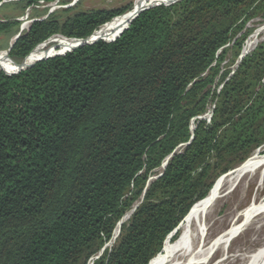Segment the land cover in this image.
<instances>
[{
	"label": "trees",
	"instance_id": "obj_1",
	"mask_svg": "<svg viewBox=\"0 0 264 264\" xmlns=\"http://www.w3.org/2000/svg\"><path fill=\"white\" fill-rule=\"evenodd\" d=\"M5 1L25 12L57 0ZM131 8L34 21L9 59L21 65L55 36L86 40ZM258 19L264 0H168L112 39L18 74L3 67L0 264H89L100 253L93 264H151L174 244L215 181L264 145V42L222 73L226 47L240 35L233 66ZM0 34L15 37L19 23ZM210 103L211 122L196 120Z\"/></svg>",
	"mask_w": 264,
	"mask_h": 264
},
{
	"label": "bare ground",
	"instance_id": "obj_2",
	"mask_svg": "<svg viewBox=\"0 0 264 264\" xmlns=\"http://www.w3.org/2000/svg\"><path fill=\"white\" fill-rule=\"evenodd\" d=\"M166 1L167 0H136L130 12L103 26L94 34L91 38V42H95L98 39L106 40L103 39L105 37L107 39L116 37L126 29L142 10L153 5L162 4ZM29 28L30 24L27 25L26 29ZM263 39L264 25L252 35L251 39L246 44L242 53L243 58L252 53ZM62 40L64 41L62 50H59L57 53L48 54L54 56L64 55L70 47L76 46L79 43L78 41H71L65 38ZM13 42L14 41H12V43ZM42 46L36 50L40 51ZM48 54L37 55L35 53L33 57L31 55L32 59L30 57L27 65L37 63L44 58L42 56ZM8 56V52H6L5 56L2 52L0 53V66L3 65L2 67L9 71H17L18 68L15 69L13 67L14 65L9 61L10 59ZM15 66L17 65L15 64ZM191 130L194 132L195 123L192 124ZM262 170L264 171V156L260 158V156L254 155L246 164L244 163L239 169L227 175L221 181L219 180L220 182L213 192L205 201L200 202L194 209L190 221L184 227V235L182 238L178 240L175 246L169 245V248L166 249L161 256L159 255L153 260L151 264H264V244L259 251L251 249L260 243H264V202H258L257 198L252 207L238 214V216L235 217V209H230L221 219L215 220V214L217 212L216 202H218L219 199H226L230 195L235 194L240 188L244 191L248 190L255 174ZM243 180H247V184L244 187H242L244 183H241ZM227 192H229V194ZM260 192L261 190L259 189V194ZM223 193H225V195H223ZM226 193L228 195H226ZM131 216L132 212H129L118 224L111 245L116 242L121 232L122 225L126 223ZM212 220L214 223L210 224ZM242 222L243 224L240 225ZM225 225L230 226L229 231L219 239L211 241V236L215 231V227L220 228L222 226L225 227ZM249 232H251L252 237L250 236V240H243V243L237 250L226 249L228 243H232L238 238L243 239L244 233ZM189 237H192V242L189 241ZM220 253H223V257L219 262L215 263V259Z\"/></svg>",
	"mask_w": 264,
	"mask_h": 264
},
{
	"label": "rangeland",
	"instance_id": "obj_3",
	"mask_svg": "<svg viewBox=\"0 0 264 264\" xmlns=\"http://www.w3.org/2000/svg\"><path fill=\"white\" fill-rule=\"evenodd\" d=\"M14 1H19V0L8 1L7 3L14 2ZM135 1L136 0H57L53 4H45L44 2H39L35 6L27 9L25 12H22L16 6H12V5L6 4L5 6L0 8V24L1 23H5L7 21H16V22L19 23V33L20 32H27L29 30V29H26L28 24H30V26H31V24L34 21L45 20L49 16H52V17H54V18H56V19H58L60 21H65L66 19H68L69 17H71L72 15H74L77 12H91V11H96V10H115V9H120V8H123V7H128L129 5H132V8H131V10H132L133 7H134ZM162 4H160V5H162ZM160 5H158V6H160ZM45 11H47V13L45 15H43V16H34V15H36V13L42 14V13H45ZM34 17H36V18H34ZM262 25H264V24L261 23L260 19L255 20V21L251 22L250 24H248L247 29H254V32L250 36L252 37V35L258 29H260L262 27ZM250 36L247 38V40L251 39ZM239 37H240V35L238 37H236V39H238ZM12 39L13 38H10L8 36V34H0V53L2 52L4 56H5L6 52H7V49H5L3 47H6V46L10 47ZM62 39L63 38H61V36H56L55 38L52 39V42L49 45H43L42 49H40V51H37L36 54L37 55H42V54H48V53L53 54V53L59 52V47H62V48L64 47V45H63L64 41ZM235 40H233L226 47L227 50H229V52L227 53V56H226V62L223 64L224 68H223L222 73L228 69V70H231V75H233L235 73V71L237 70V68L239 67V63H240L239 61L236 62L235 65L229 66L231 61H232V59H233V56H234L232 49H233ZM247 40L245 42L244 48H245L246 44L249 41V40L248 41ZM261 41L264 42V39L261 40ZM242 53H243V51H242ZM7 60H9V59H7ZM11 63L14 65L13 67L15 69L18 68V65L15 66V64L13 62H11ZM2 66L3 65L0 66V70L3 68ZM216 86L217 87L220 86L218 79H217V82H216ZM221 87H222V85L219 87L218 90H221ZM213 111H214V106H213L212 103H210V105L208 107V112L203 117H199L196 120H198V121H206L207 123H210L212 118H211L210 121H209V119H206V118L207 117L209 118V115L213 116ZM196 120H194L192 122V124L195 123V128H196V122H195ZM254 155L260 156V158L262 156H264V145L262 147H260L259 149L255 150L238 167H236L235 169L229 171L227 174H224V175L220 176L215 181V183H214V185L212 187L213 189H211V191L209 192V195L213 192V190L217 187L218 183L224 177H226L227 175H229L232 172H234L237 169H239L241 166L244 165V163L246 164ZM263 180H264V171L263 170L262 171H258L255 174V176L253 177L251 185H250L248 190L244 191L242 188H240V189H238L235 192V194L230 195L228 198L219 199V201L216 202V204H215L216 205V210H217V212L215 214L216 215L215 220L221 219L226 213H228V211L230 209H235L236 210L235 211L236 212L235 217L238 216V214H240V213L244 212L246 209L252 207L255 204L257 198H258V202H261V203L264 202V181ZM241 183L242 184L244 183L243 185L240 184V185H242V187H244L247 184V180H243ZM259 189L261 190L260 194H259ZM227 193L229 194V192H227ZM227 193H226V195H228ZM223 195H225V193H223ZM205 199L202 200V201H205ZM199 203L195 206V208L199 205ZM194 209H193V211H194ZM193 211L191 213L190 219L192 217ZM190 219H189V221H190ZM211 223H214V221L213 220H212V222L210 221V224ZM242 224H243V222L240 225H242ZM184 227L181 230V233H180V236H179L178 240L181 239L182 236L184 235ZM216 228L217 227H215L214 233H212L211 241L217 240L220 237L224 236L227 233V231H229L230 226L225 225V227L222 226L220 228L219 227L217 229ZM250 236L252 237L251 232L244 233L243 239L242 238L241 239L238 238V239L234 240L232 243H228L227 246H226V249L227 250H237L241 246V244L243 243V240H250V238H251ZM178 240L174 244H171L170 246H175V244L178 242ZM189 241L192 242V237H189ZM239 242H241V243H239ZM263 244L264 243H260L256 247L251 248V249L259 251L263 247L262 246ZM113 245H111V243H110L107 246L108 249L111 250V247H113ZM168 248H169V245L165 248V250L168 249ZM165 250H164V252H165ZM102 255L103 254L100 253L99 256L95 257L94 260L91 263H89V264H93L94 261L97 260ZM222 257H223V253H220L219 255H217V257L215 259V263L219 262L222 259Z\"/></svg>",
	"mask_w": 264,
	"mask_h": 264
},
{
	"label": "water",
	"instance_id": "obj_4",
	"mask_svg": "<svg viewBox=\"0 0 264 264\" xmlns=\"http://www.w3.org/2000/svg\"><path fill=\"white\" fill-rule=\"evenodd\" d=\"M8 1H12V0H8ZM8 1H5L4 3H7ZM3 4V3H2ZM2 4H0V7L2 6ZM158 5H160V4H158ZM158 5H153V6H151V7H148V8H145L144 10H142L138 15H137V17L142 13V12H144V11H146V10H148V9H150V8H154V7H156V6H158ZM136 17V18H137ZM135 18V19H136ZM134 21V19L132 20V22ZM131 22V23H132ZM130 23V24H131ZM129 24V25H130ZM128 25V26H129ZM128 26L126 27V28H128ZM123 32H124V30H123ZM122 32V33H123ZM96 33V32H95ZM94 33V34H95ZM121 33V34H122ZM21 32L18 34V35H16L15 37H13V39H12V41H14L13 43H12V41H11V44H10V47H9V49L7 50V52H8V55H9V53H10V51H11V49H12V47H13V45L16 43V41L19 39V37L21 36ZM94 34L91 36V37H89L88 39H86V40H72V39H68V40H71V41H78L79 43L75 46V47H82V46H86V45H93V44H95V43H97V42H99V41H105V40H97V41H95V42H91V38L94 36ZM63 38H65V37H63ZM52 39L53 38H51V39H49L47 42H45V43H43V44H41V45H39L38 47H40V46H42V45H49L51 42H52ZM65 39H67V38H65ZM37 47V48H38ZM36 48V49H37ZM36 49L31 53V55L36 51ZM66 54V53H65ZM64 54V55H65ZM31 55L26 59V61L24 62V63H22L21 65H18V70L16 71V72H13V73H10V74H18V73H20L21 71H24V70H27V69H29V68H31V67H33L35 64H31V65H27V61H28V59L31 57ZM64 55H57V56H64ZM48 58H44V59H42V60H47ZM42 60H40V61H42ZM243 60V56L241 55V57L239 58V62L241 63V61ZM39 62V61H38ZM37 62V63H38ZM14 63V62H13ZM239 63V64H240ZM14 64H16V63H14ZM17 65V64H16ZM190 144V143H189ZM188 144V145H189ZM173 157V155H171L166 161H165V163H164V165H163V170H165V168H166V166H167V164H168V162H169V160L171 159ZM141 204V203H140ZM140 204H138L136 207H135V209L132 211V213L137 209V207L140 205Z\"/></svg>",
	"mask_w": 264,
	"mask_h": 264
},
{
	"label": "built area",
	"instance_id": "obj_5",
	"mask_svg": "<svg viewBox=\"0 0 264 264\" xmlns=\"http://www.w3.org/2000/svg\"><path fill=\"white\" fill-rule=\"evenodd\" d=\"M21 33H23V32H21ZM56 37V36H55ZM55 37H53V38H55ZM39 48V47H38ZM9 57V56H8ZM11 61V60H10ZM12 62V61H11ZM222 88V87H221ZM215 108V107H214ZM211 118H212V116H210L209 115V118L207 117L206 119H209V121L211 120Z\"/></svg>",
	"mask_w": 264,
	"mask_h": 264
}]
</instances>
